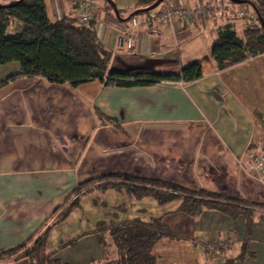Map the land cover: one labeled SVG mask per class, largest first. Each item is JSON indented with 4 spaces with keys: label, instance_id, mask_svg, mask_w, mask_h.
Listing matches in <instances>:
<instances>
[{
    "label": "crops",
    "instance_id": "1",
    "mask_svg": "<svg viewBox=\"0 0 264 264\" xmlns=\"http://www.w3.org/2000/svg\"><path fill=\"white\" fill-rule=\"evenodd\" d=\"M113 1L126 18L138 0ZM199 1L205 0L165 2L193 6ZM92 7L96 34L111 49L108 71L149 67L177 72L199 59L202 75L190 82L165 80L146 86L118 87L99 80L72 86L40 76L10 79L19 73V63L1 64L0 251L32 239L51 224L55 208H62L78 184L123 172L243 200L246 213H251L233 218L204 209L186 218L173 201L176 205L168 212L175 216L169 215L175 226L161 217L181 237L156 241L151 251L155 264L209 263L215 256L214 264H254L261 257L257 247L264 248V180L250 168L249 158L264 149V52L223 69L209 52L218 25L231 22L242 35L255 22L249 18L250 8L232 6L231 11L247 12L246 18L186 17L158 25L152 34L139 28L134 48L127 49L116 43L118 28L127 20L116 19L105 0H92ZM46 10L51 20L77 19L78 0H46ZM146 140L154 144L149 162L143 157ZM125 144L155 173H142L140 166L127 168ZM73 212L49 226L46 250L67 264H101L106 249L94 234L99 220L89 228L73 226L63 238ZM59 227L63 239L54 245ZM73 239V244L63 245ZM210 241L215 242L212 248L206 245ZM165 246L176 251L163 256L155 250ZM0 264L35 263L20 255Z\"/></svg>",
    "mask_w": 264,
    "mask_h": 264
},
{
    "label": "trees",
    "instance_id": "2",
    "mask_svg": "<svg viewBox=\"0 0 264 264\" xmlns=\"http://www.w3.org/2000/svg\"><path fill=\"white\" fill-rule=\"evenodd\" d=\"M155 1L138 0L135 11L148 7ZM165 1L159 7L156 6V10L150 11L161 13L165 6L173 5L166 4ZM216 1L218 0H205L193 6H183L195 13L177 16L173 21L186 17L192 20L214 16L246 18L247 12L231 9L232 6L236 8L242 4L247 5L251 10L249 18H253L255 22L246 26L242 35L236 32L231 22L218 25L216 37L210 46V56L216 66L223 69L263 53L264 0H247V3L221 0L224 4ZM106 4L110 9L111 6L107 2ZM220 6L226 10L221 11ZM204 10H207V14L203 13ZM150 11L133 12L125 20L128 21L135 14L142 15ZM94 25L93 18L86 25H79L77 19L71 16L51 20L47 14L46 0H0V65L11 61L19 63V73L11 75L10 79L17 75L40 76L53 83L68 82L72 86L91 80L118 87L146 86L165 80L190 82L202 75L199 59L186 62L177 72L156 71L149 67L108 71L111 49L98 38ZM108 189L125 191L133 199L151 197L158 204L177 201L178 211L191 217L200 215L204 209L220 211L233 218L239 214H251L246 213L242 206L245 203L243 200L223 197L204 189L189 190L170 180L123 172L107 173L78 184L68 195L62 208H55L56 216L51 224L42 228L32 239L0 251V261L23 255L35 264H67L59 260L54 252L46 250L49 226L65 219L82 195L92 190ZM94 234L99 244L106 249L101 264H155L151 251L156 241L163 237H181L167 226L162 217L100 220ZM74 241L75 239L70 240L63 245L73 244Z\"/></svg>",
    "mask_w": 264,
    "mask_h": 264
},
{
    "label": "rangeland",
    "instance_id": "3",
    "mask_svg": "<svg viewBox=\"0 0 264 264\" xmlns=\"http://www.w3.org/2000/svg\"><path fill=\"white\" fill-rule=\"evenodd\" d=\"M262 59L263 60L260 62L264 63V57H262ZM125 147L127 149L126 151L127 153L126 154V167L127 168H133L134 166L135 167L140 166V170L142 173H145V172L153 173V174L155 173L153 169L146 167L143 164V162H145L143 161V158L141 161L140 157L134 156L132 154L129 148L130 146L125 144ZM123 148L124 146H121V145L119 146V149H123ZM142 148L146 149V153H143V157L147 156L146 161L149 162L150 159L153 160V157L155 155L153 140L151 142L150 140H146V146H142ZM168 204L161 206L157 204L151 198H147L143 200L133 199L125 191H122V190H112V189L104 190V191L92 190L89 193L82 195L81 198L78 200L77 205L73 209L74 210L73 219L70 221L69 225L66 227L65 233L67 234H65L63 238L67 237L69 233L72 232V231H69V229L72 230L73 226L76 227L79 224L88 226V227L79 226L75 228L76 230H80L82 228H89L91 225H93V223H96L98 220L99 221L100 220L109 221L112 219L124 220V219H131L135 217L147 218V217H161L162 216V217H165L169 221V223L175 226L176 222L172 221L169 215H171L172 217H175V216H173V214H170V212L168 211L172 210V208L169 206H175L176 203L169 202ZM184 216L187 218L188 215L184 213ZM59 228H60L58 229L59 231L56 230L54 232V235L55 234L57 235L56 238L54 239L55 243L58 241L59 238H61V236L59 235H60L62 227H59ZM168 239H174V238H168ZM205 240H213V238L207 237ZM54 245H57V243ZM209 247L212 248L214 247V245L213 246L209 245ZM257 249L261 257L259 259L257 258L258 263L255 262L254 264H264V252H263L264 248L262 245H260L257 247ZM155 250H159L163 256L165 255L170 256L172 251L173 252L176 251V250L171 251V249L168 248L167 246L159 247V249H155ZM195 254H198V253L195 252ZM212 256L214 255L212 254ZM72 257H76V255L70 254V258ZM216 259L217 258L215 256V258L211 259L209 263H207V261H205V263H202L201 261L199 262L200 264H214V262H216L215 261ZM227 264H229V262Z\"/></svg>",
    "mask_w": 264,
    "mask_h": 264
},
{
    "label": "built area",
    "instance_id": "4",
    "mask_svg": "<svg viewBox=\"0 0 264 264\" xmlns=\"http://www.w3.org/2000/svg\"><path fill=\"white\" fill-rule=\"evenodd\" d=\"M92 0H78V18L77 21L79 25H86L92 20ZM221 11H225L226 8L220 6ZM217 9V10H219ZM241 11V10H240ZM244 13V11H241ZM191 13H195L188 8H184L180 5H167L164 10L160 12L150 11L147 14H135L131 16L127 24L121 25L118 28V33L116 36V43L118 46H125L128 49L134 48L137 37L136 31L139 28H144V30L150 34L156 32L157 25L163 22H171L177 16H188ZM207 14V10L203 11ZM249 166L251 169L259 173V179L264 180V149L258 152H254L249 158ZM215 245L214 242L210 241L206 244Z\"/></svg>",
    "mask_w": 264,
    "mask_h": 264
},
{
    "label": "water",
    "instance_id": "5",
    "mask_svg": "<svg viewBox=\"0 0 264 264\" xmlns=\"http://www.w3.org/2000/svg\"><path fill=\"white\" fill-rule=\"evenodd\" d=\"M105 1L111 6L112 11H113L116 19L121 20V21L127 19V18L120 17L119 12L117 10V7H116L113 0H105ZM162 1H164V0H156L154 3H152L148 7H145L143 9H139V10L135 11L134 13H142V12L150 11V10L154 9L156 6H158ZM231 1H233L235 3H247V0H231Z\"/></svg>",
    "mask_w": 264,
    "mask_h": 264
}]
</instances>
